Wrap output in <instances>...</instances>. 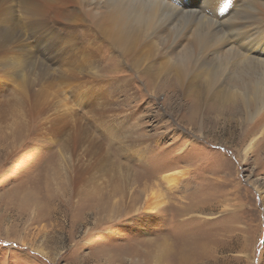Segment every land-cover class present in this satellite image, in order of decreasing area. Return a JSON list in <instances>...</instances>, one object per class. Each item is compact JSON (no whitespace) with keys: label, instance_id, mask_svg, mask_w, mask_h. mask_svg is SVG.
<instances>
[{"label":"rangeland","instance_id":"rangeland-1","mask_svg":"<svg viewBox=\"0 0 264 264\" xmlns=\"http://www.w3.org/2000/svg\"><path fill=\"white\" fill-rule=\"evenodd\" d=\"M16 2L0 21L9 11L42 40L30 39L29 85L0 75V264H264V107L249 118L254 102L225 84L202 94L201 76L181 89L157 45L133 60L105 42L99 73L79 65L63 84L52 70L81 58L55 15L70 8L24 20Z\"/></svg>","mask_w":264,"mask_h":264},{"label":"bare ground","instance_id":"bare-ground-1","mask_svg":"<svg viewBox=\"0 0 264 264\" xmlns=\"http://www.w3.org/2000/svg\"><path fill=\"white\" fill-rule=\"evenodd\" d=\"M13 1L17 0H0V12L6 7H11ZM21 1V4L17 5L16 2L15 5L22 11L24 20H31L33 14L37 18H43L53 13L51 10L53 5L66 3L67 8H70L67 9L68 12H56L55 15L64 21V25L72 27L73 31L62 37V41L69 43L68 50L77 52L81 58L72 57L75 61L72 64L66 63L70 70L63 69L58 70L59 72L52 70L55 75L63 74L64 82L61 80L63 84L74 81L77 76L74 69L79 65L84 68L87 65L91 66V69H86L87 72L97 75L99 60L102 58L100 53L104 51L105 42L109 43V51L119 53L122 57L131 56L133 60L137 53L148 51L149 47L157 45L161 56L169 59L167 67L173 71L177 85L181 89H191L195 76H201L205 78L202 94L206 91L207 95L210 93L215 95L212 87L216 90L217 84L220 86L225 84L222 86L226 89L225 92L235 94L234 96L240 95L243 104L255 103V108L251 106L247 108L248 117H256L263 110L264 0H204V4H199L197 0H186L183 3L184 7L179 5L183 0ZM209 1L210 7L206 6ZM229 7H232L228 11L232 16L230 14L225 16ZM212 10H224L222 22L214 20L221 15L213 14ZM181 14H191L196 18L183 29H179L178 16ZM3 16V20L0 21V75L4 76L11 72L14 80L18 78L23 84L29 85V77L34 73L32 75L25 73L26 64L37 55L31 47L30 39L34 38L39 43L42 38L35 32L33 36V32L28 34L27 30H24L29 26L27 22H23L22 27H19L17 22L9 25V11H5ZM21 29L23 31H20ZM220 32L222 35L218 36ZM54 34L58 37L57 31ZM63 60L66 59H61L60 63H63ZM218 91H221V88ZM256 140L257 137L251 140L246 153L254 148ZM173 174L165 177L171 185L178 181ZM220 188L214 192L212 201L215 205L219 201L220 206L229 207L231 201H228L232 196L224 194L219 198ZM164 203L165 201L159 200L151 208L155 209Z\"/></svg>","mask_w":264,"mask_h":264}]
</instances>
